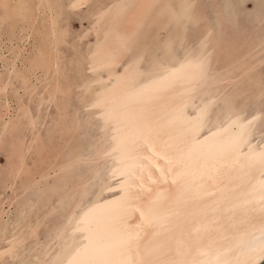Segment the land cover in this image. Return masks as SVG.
Returning <instances> with one entry per match:
<instances>
[{
  "label": "bare ground",
  "instance_id": "1",
  "mask_svg": "<svg viewBox=\"0 0 264 264\" xmlns=\"http://www.w3.org/2000/svg\"><path fill=\"white\" fill-rule=\"evenodd\" d=\"M90 1L69 0L68 5L82 8ZM30 2L0 0V23L15 27L24 21V29L39 34L44 47L30 55L16 43L13 56L0 54L4 69L11 68L9 75L22 81L29 100L34 96L38 105L59 108L75 84L82 103L100 116L95 118L101 120V135L95 136L88 167L77 169L85 161L84 150L62 158L56 135L49 132L47 140L42 133L45 112L36 117L29 101L13 106L6 100L0 147L9 144L10 181L0 201V264H261L260 113L246 115V106L236 105V99L256 76L264 48L243 51L237 63L229 61L220 72L212 67V26L195 45L184 41L188 24L202 17L199 0H113L80 39L74 37L81 76L71 83L65 81L68 62L60 48L69 37L58 10L63 3ZM18 60L25 70L17 67ZM7 80H1L5 95ZM66 124L57 127L61 137L81 130L75 122ZM20 180L24 189L61 191L63 216L45 237V218L27 216V207L10 216Z\"/></svg>",
  "mask_w": 264,
  "mask_h": 264
},
{
  "label": "rangeland",
  "instance_id": "2",
  "mask_svg": "<svg viewBox=\"0 0 264 264\" xmlns=\"http://www.w3.org/2000/svg\"><path fill=\"white\" fill-rule=\"evenodd\" d=\"M29 1H31L30 4L34 5L37 0H29ZM59 1H61L63 3V5L61 6V4H60L59 8H58V10L60 11V20H61L62 24L63 25L65 24L64 26L68 29V36H69V37H67V41L64 44H62L60 47L61 50H63L64 54H66V56H67L66 60L68 62V65H67L68 69H65L67 72V74H66L67 78L65 81H67V82L70 81L71 83L72 82L76 83L77 80L81 76V70L79 69V67L77 65H76L77 67L75 66V59H76L77 55L74 51L73 44L76 43V41L81 38L80 35H82V34L84 35V32L86 31V29L88 28V25H90L91 22L95 23V20L96 21L98 20V17L102 14V11L104 9H106V7L108 6V3L110 4L113 0H93L94 2L91 0L88 4L89 6L86 5L82 8H76V9L69 7V5H68L69 0H67V1L66 0H63V1L59 0ZM104 1H106V2H104ZM65 2H66V4H65ZM199 3H200L199 14L202 17H201L199 22L191 21L188 24V28H187L186 33H185L186 37H185L184 41L189 42L192 45H195L196 42L202 37V35H203L202 33L204 32V30L207 29L209 26H212L214 28V42H215V48H216L215 53H214L213 58H212V67L214 69L220 68V72H224L227 68L223 67V66L226 65L229 61H233V60H236L235 63H237L238 60L240 59V54L243 51L251 49V48H254L253 51H256L255 46H257V45H259L260 48H264V0H199ZM104 6H105V8H104ZM69 11L71 14L69 13ZM0 13H2L1 7H0ZM61 15H63V16H61ZM38 17H39V15H38ZM62 17L63 18L65 17V19L63 21H62V19H63ZM39 18H41V16ZM93 18H94V20H93ZM17 26H18V28H16ZM9 27H10V25L6 21H3L0 23V39L2 40V41L0 40V54L4 53L6 56H13L14 55L13 47L16 46V43L23 45V46L25 45L27 47V51L30 55L35 53L36 47H44L43 39L41 38V36L39 34L32 33V31L24 29V27H25L24 21L20 20L18 25H15V27H10L11 30L9 29ZM12 31H13V34L15 37L13 36V34H10V33H12ZM74 32L76 33L77 36L74 35L75 34ZM80 33H82V34H80ZM24 35H27L28 39L20 41V39ZM78 35L80 38L78 37ZM74 37L76 38V41H75ZM90 37H91V33H90V36H87V39H89ZM184 41H183V43H185ZM6 42H8V44ZM150 42H152L151 44H153V41H150ZM36 44H38V46ZM156 44L157 43H154V45H156ZM68 46H70V47L68 48ZM66 48H67V50H66ZM7 54H9V55H7ZM260 55L264 56V49L261 51ZM68 59L70 62L68 61ZM18 62L19 63H16L17 67L25 70L26 67L24 66V64L20 60H18ZM26 66H28V65H26ZM4 68H5V66L3 65V62L0 61V72L2 73L0 75V112L3 110V106L6 103V100H9V102L13 106L17 105L19 100H23L25 102L29 101L28 103L27 102L26 103L31 107V109L33 110L36 117H39L40 113H42V115H43L44 114L43 112H45V115H43V116L40 115V119H43V120L46 119V121L43 123V126L41 128L42 133L44 134V137L47 138V140L49 139L48 138L49 132H50L49 137L52 135H56L55 136L56 138L54 137L55 138L54 144L57 145L56 147L58 149H60L61 157L62 158H64V157L68 158V157H70V155L75 154L76 152H78L80 150L81 151L84 150L85 152L83 151V153L86 154L85 155V161H82L80 164L82 166L78 165L77 169L87 168L89 163L86 160L92 154L95 136L97 137L98 135H101V131H99V130H101L99 127V124L101 125V120H100V118H95V117H100V116L97 115L96 112H94V109H92L90 107L88 109L86 104L82 103L83 101H82V98L79 94V89L75 88L76 85L74 84L73 91H72L71 95L69 94L68 96H65L64 98L60 99V103L62 105H64L65 107L62 105H59V108H58V106L56 107V105L53 103H52L53 107L50 106L52 104L47 105L46 103L38 105L37 104V102H38L37 98H35L34 96H33V98H34L33 100H32V98H30L31 101L29 100L28 94L25 93L24 89L22 88V85H23L22 81L19 80L18 78H15L13 75H11V76L9 75V71H11V68H6V69H4ZM30 68H32V67H30ZM29 70H31V69H29ZM255 73H257L256 76L253 77L252 79L248 80L247 83L244 85V87L247 89V91L243 95L237 97L236 105H238V106L245 105L246 106L245 107L246 108V115L259 111L260 114H259L258 122L256 124V132L260 130L262 133L261 134L262 136L260 138V144H261L264 142V132H263L264 131V60L257 67V71H255ZM77 74H78V76H77ZM74 75H76V77ZM3 77L8 79L7 81H9V86H8L6 95H5V93H3V90H1L2 89L1 88V80ZM13 91H15V92L13 93ZM67 97L69 98V102H68ZM74 97H75V100H74ZM63 100H65V101H63ZM66 101H67V103H64ZM30 102H31V104H30ZM75 102H76V104H75ZM36 104L38 105V107L36 106ZM45 105H47V106H45ZM69 105H71L70 108H69ZM76 105H78V106H76ZM84 106H86V107H84ZM34 107H35V109L36 108L37 109L35 110ZM45 107H47V108L45 109ZM60 107L63 108L62 111H61ZM64 108H66L67 111L64 110ZM75 108H77L78 110L80 108L81 111L80 110H79L80 112L78 110L76 111ZM44 109L46 111H44ZM82 110L85 112V114H83L84 112ZM59 112H60V114H59ZM53 113H55L54 117L51 116V115H53ZM57 113L59 114L60 117L63 116V121H61L62 118H60V119L57 118V116H58ZM78 113H79V115H78ZM80 114H83V115L80 116ZM65 115H66V117H64ZM45 116H47V117H45ZM82 116H84V117H82ZM68 117H70V119ZM64 118H65V121H64ZM89 119H90V121H89ZM49 120H51L52 122L51 121L49 122ZM87 120H88V123H87ZM53 121L55 123L56 122L57 123L54 125ZM63 122L65 124L67 122L66 125H72L75 122L78 124V129H81V130H77V132H75L74 135L69 138L70 140L66 139V138H68L67 136H69V134H67V135L63 134L61 137L60 136L61 134H60L59 130L57 129V127L58 128L62 127L64 124ZM84 123H87V124L83 125ZM44 125L46 127H44ZM81 125H83L84 128H82ZM48 126H50V127H48ZM43 127H44V129H43ZM48 128L52 131L46 130ZM55 129H57V130H55ZM85 131L87 134L85 133ZM45 133H46V135H45ZM80 134H82L81 137L79 136ZM64 136H66V137H64ZM78 137H80V140L78 139ZM91 137H93V138H91ZM62 141H64V142L62 143ZM80 142H82L84 144V147L82 146L83 144ZM8 145H9L8 142H6L5 145H2L0 147L1 150L3 149L2 151L0 150V160H1L0 161V201L2 200V198L5 197L4 189H5V186H7L9 184L8 182L10 181V179H9L10 177H9V173H8V168H9L8 167L9 166V163H8L9 162V155H8L9 154V150H8L9 148H7V147H9ZM70 152H72V153H70ZM104 167H105V164L102 162V168H104ZM7 177H9V178H7ZM97 181L98 180L94 181L93 184L91 185L93 189L96 187ZM117 181H118V177L115 178L114 183ZM21 186H22V184H21V180H20V182H19V189L20 190L18 189L19 194L16 198V201L12 205L10 216L11 217L16 216L21 210H23L25 207H27V210H26L27 216H33L34 215L33 216V217H35L34 219H38L39 217L42 219L45 218V224H44L45 227L43 228V231L41 234L42 237H45L50 232V230L53 228V226L63 216L64 210H65L64 205L60 206L59 202H58V196H59V193L61 191L55 190L54 192H52V194H48V193H43V192H41V190L36 189V188L30 187V188L24 189ZM40 192H41L42 196L40 195ZM39 195H40V197L38 198ZM24 198L27 199V201ZM25 201H26V203H25ZM29 203H31V206ZM54 205H58L57 206L58 208H56L55 212L53 211L51 214L50 208L53 207ZM21 206L23 209L21 208ZM33 206H34V208H33ZM42 214H45V215H42Z\"/></svg>",
  "mask_w": 264,
  "mask_h": 264
},
{
  "label": "water",
  "instance_id": "3",
  "mask_svg": "<svg viewBox=\"0 0 264 264\" xmlns=\"http://www.w3.org/2000/svg\"><path fill=\"white\" fill-rule=\"evenodd\" d=\"M261 264H264V261Z\"/></svg>",
  "mask_w": 264,
  "mask_h": 264
}]
</instances>
